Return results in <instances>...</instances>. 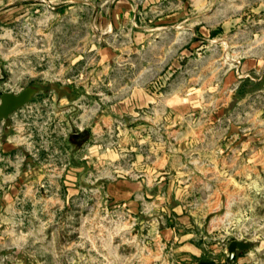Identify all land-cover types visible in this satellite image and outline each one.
I'll return each instance as SVG.
<instances>
[{"label": "rangeland", "instance_id": "1", "mask_svg": "<svg viewBox=\"0 0 264 264\" xmlns=\"http://www.w3.org/2000/svg\"><path fill=\"white\" fill-rule=\"evenodd\" d=\"M186 3L136 45L87 2L0 0V93L37 88L0 118V264H264V90L227 79L264 74V0ZM175 212L200 255L160 232Z\"/></svg>", "mask_w": 264, "mask_h": 264}, {"label": "crops", "instance_id": "2", "mask_svg": "<svg viewBox=\"0 0 264 264\" xmlns=\"http://www.w3.org/2000/svg\"><path fill=\"white\" fill-rule=\"evenodd\" d=\"M76 1L87 2L93 6L92 11L95 14L96 22L101 27L100 34L107 36L116 32L125 37L126 35H132L136 45H142L144 38L149 34L148 31L163 26H170L169 22H172V18L179 19L186 16L188 10L186 0H97L96 3L88 2V0ZM172 2H177L176 6L172 7ZM9 7L10 13L19 9L18 7L14 8L12 5ZM112 50L111 47L103 46L98 50V55L108 58L112 55ZM260 67L261 60L253 58L248 62L242 63L240 68L235 65L230 68L227 79L231 78L233 82L235 80L232 90H234L233 95H236L237 99L243 98L252 92L264 90V74L258 72ZM244 72L246 77L243 75ZM251 72L257 73V76L250 77L249 73ZM213 168L206 169V172L211 170V172L224 173L223 167ZM114 187L118 191L117 194L120 195L121 193L124 195L121 197L129 199H134L135 194H140L142 198H146L149 195L148 190H151V186L145 185L143 181H122L115 184ZM175 213L179 215L178 221L174 223L171 221L160 232L166 235L170 234V237L178 239L180 242L182 241L180 249L188 250L189 253L195 256L200 255L199 246L192 243L190 239H185L186 236L183 229L186 222L184 216L181 215V212ZM170 219H172L171 215ZM180 229L184 233L179 232Z\"/></svg>", "mask_w": 264, "mask_h": 264}, {"label": "water", "instance_id": "3", "mask_svg": "<svg viewBox=\"0 0 264 264\" xmlns=\"http://www.w3.org/2000/svg\"><path fill=\"white\" fill-rule=\"evenodd\" d=\"M35 92H37L36 87L27 85L18 92L4 90L0 93V118L5 122V125L9 124L11 113L28 102ZM250 245V242L246 240H231L227 245L228 252L225 262H230L235 257L238 249L247 250Z\"/></svg>", "mask_w": 264, "mask_h": 264}, {"label": "trees", "instance_id": "4", "mask_svg": "<svg viewBox=\"0 0 264 264\" xmlns=\"http://www.w3.org/2000/svg\"><path fill=\"white\" fill-rule=\"evenodd\" d=\"M196 264H214L213 261L198 260Z\"/></svg>", "mask_w": 264, "mask_h": 264}, {"label": "flooded vegetation", "instance_id": "5", "mask_svg": "<svg viewBox=\"0 0 264 264\" xmlns=\"http://www.w3.org/2000/svg\"><path fill=\"white\" fill-rule=\"evenodd\" d=\"M30 85H32V84H30ZM25 86H27V85H25ZM32 86H33V85H32ZM35 93H36V92H35ZM31 98H32V97H31ZM80 135H83V132H81ZM80 135H78V136H80ZM78 136H77V137H78Z\"/></svg>", "mask_w": 264, "mask_h": 264}, {"label": "built area", "instance_id": "6", "mask_svg": "<svg viewBox=\"0 0 264 264\" xmlns=\"http://www.w3.org/2000/svg\"><path fill=\"white\" fill-rule=\"evenodd\" d=\"M12 118H13V116L12 115H10Z\"/></svg>", "mask_w": 264, "mask_h": 264}]
</instances>
